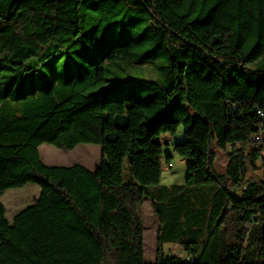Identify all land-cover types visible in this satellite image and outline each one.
<instances>
[{"label": "trees", "instance_id": "obj_1", "mask_svg": "<svg viewBox=\"0 0 264 264\" xmlns=\"http://www.w3.org/2000/svg\"><path fill=\"white\" fill-rule=\"evenodd\" d=\"M148 65L157 80L107 96ZM181 128L188 178L163 186ZM262 129L264 0H0V264H147V199L155 264H264V182L245 181ZM45 144L100 146L102 165H46ZM28 184L41 196L11 224L2 198Z\"/></svg>", "mask_w": 264, "mask_h": 264}, {"label": "rangeland", "instance_id": "obj_2", "mask_svg": "<svg viewBox=\"0 0 264 264\" xmlns=\"http://www.w3.org/2000/svg\"><path fill=\"white\" fill-rule=\"evenodd\" d=\"M159 71L157 70L158 76H161L163 78H166L167 76V70L164 68L165 64H160ZM157 74H155L153 65L148 66H134L130 69L128 72L129 75V83L127 84V87L122 91L118 89V86L120 85L119 82H112L107 87V96L110 99H126L130 93V84H133L136 81H153L157 80L155 77ZM127 75V76H128ZM126 76V77H127ZM185 141L184 139V129L181 128L178 135L173 138V142L176 144H182ZM86 145H81L77 147L72 152H64L61 151L51 145H43L42 147V159L43 162L46 165L49 166H70V165H76V164H85L86 162H89L88 160L90 158H93L94 161H96L97 166L100 168L101 161H103V148L100 146H94L96 147V153L90 154V156L82 150L80 147H84ZM216 154H217V161H216V171L219 174H224L226 172V169L229 164V159L227 157L226 153L221 152L218 147L215 148ZM171 154V155H170ZM92 155V156H91ZM170 155V156H168ZM171 158V159H170ZM46 159V160H45ZM170 160V162L173 164V168L170 170H164L163 174V186H174V185H181L186 182V179L188 178V165L190 161L183 160L175 151L172 146L164 145V161ZM94 167L96 165H93ZM92 167V168H94ZM125 173L129 174V162H126L125 166ZM246 183H262L264 182V162L263 160H260L256 167H253L251 161H248L247 168H246ZM29 187H36L39 192H41L40 186L36 184H31ZM31 189V188H30ZM12 191H9L7 195L5 196L4 200L6 201V205L9 208L8 212V219L10 221L14 220V217L16 216L15 209L14 211L11 210L9 201L12 202ZM32 192H24L23 198L19 200V204L17 206H21V204L26 205L30 203V197ZM20 210V209H18ZM144 222H145V258L147 264H155L157 261L158 256V232L160 228V219L155 215L153 210V203L150 200L145 201L144 206ZM164 251L166 255H172L177 256L181 258H187L186 254L182 250V248L178 245L174 244H167L164 247Z\"/></svg>", "mask_w": 264, "mask_h": 264}, {"label": "crops", "instance_id": "obj_3", "mask_svg": "<svg viewBox=\"0 0 264 264\" xmlns=\"http://www.w3.org/2000/svg\"><path fill=\"white\" fill-rule=\"evenodd\" d=\"M171 142H173V138L171 139V138H169V137H165V139H164V143H165V145H167V146H172V148H174V145L177 143V142H175V143H171ZM81 146V145H80ZM43 147V146H42ZM42 147L40 148V153L42 152ZM79 147V146H78ZM80 148H82V150L84 151V152H86L89 156H90V154H93V153H96V147H94V145H86V146H84V147H80ZM171 155V154H170ZM170 155H168V156H170ZM92 156V155H91ZM41 158H42V155H41ZM171 159V158H170ZM46 160V159H45ZM42 161H43V159H42ZM89 162H86L85 164H79V165H82V166H84V167H86L87 169H89V170H91V171H96L97 169H99V167L97 166V164H96V161H94V159L93 158H90L89 160H88ZM167 161H170V160H167ZM77 165V164H76ZM93 165H96L95 167L93 166ZM101 165H102V161H101ZM70 166H74V165H70ZM70 166H64V167H70ZM63 167V166H62ZM92 167H94V168H92ZM101 167V166H100ZM186 181H187V179H186ZM186 184V182L185 183H183V184H181V185H179V186H182V185H185ZM31 184H28L26 187H24V188H21V189H13V190H10V191H12L11 193H9V194H12L13 193V195H12V202L11 201H9V204H10V207H11V210H15V209H17V210H15V211H18V212H16L17 214L16 215H18L21 211H23L24 209H26L27 207H30V206H32L33 204H34V202L36 201V200H38L39 198H40V196H41V192H39L38 191V189L36 188V187H29ZM31 188V189H30ZM24 192H32V196L30 197V203L29 204H26V205H23V204H21V206H17L18 204H19V200L20 199H22L23 198V193ZM7 194H5V196H6ZM5 196L2 198V203L4 204V206L6 207V210H7V219H8V212H9V208L7 207V205H6V201L4 200V198H5ZM18 209H20V210H18ZM14 211V212H15ZM15 218V217H14ZM8 221L12 224L13 223V221H10L9 219H8Z\"/></svg>", "mask_w": 264, "mask_h": 264}, {"label": "built area", "instance_id": "obj_4", "mask_svg": "<svg viewBox=\"0 0 264 264\" xmlns=\"http://www.w3.org/2000/svg\"><path fill=\"white\" fill-rule=\"evenodd\" d=\"M258 114L263 115L262 112H258ZM252 143L254 144H260L263 145L264 144V129L260 130L253 138H252ZM174 166L170 161H164L163 162V169L164 170H170L172 169Z\"/></svg>", "mask_w": 264, "mask_h": 264}]
</instances>
